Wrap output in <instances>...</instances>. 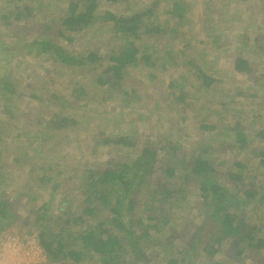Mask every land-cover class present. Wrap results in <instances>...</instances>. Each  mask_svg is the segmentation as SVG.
<instances>
[{"label": "trees", "instance_id": "1", "mask_svg": "<svg viewBox=\"0 0 264 264\" xmlns=\"http://www.w3.org/2000/svg\"><path fill=\"white\" fill-rule=\"evenodd\" d=\"M21 1L14 0L16 3L12 9H0V20L6 27L22 23L25 26L35 24L37 10L47 6L51 9L52 6L47 4L49 0H35L34 5H22ZM161 1L152 0L146 9L132 14H120L109 8L110 5H120L129 0H55L60 3L55 6L51 15L53 17L44 23V37L35 36L30 42L26 40V44L39 55L52 54L56 61L70 70L91 66L103 59L99 65L101 71L96 75L93 72L91 74L93 83L106 88L105 97L98 106L116 100L125 108L133 109L138 105L143 107L148 102L138 86L141 80L133 77V73L148 70L151 73L148 79L157 80L152 70L161 68L166 71L169 65H178L173 62L183 54L166 41L178 33L179 29L157 25L155 18ZM170 7L166 12L182 22L185 14L188 16L190 12V7L183 0H174ZM101 8L103 10L98 12ZM92 28L97 31L106 29L111 35L110 41L118 43L110 49L104 47L107 50L104 58L100 57L99 48L90 50L86 55H74L61 46L63 40L68 45L74 44L75 35ZM248 36L245 34L244 38ZM155 39H161V51L151 45ZM260 39H264V36L257 33L254 43H260ZM263 44L264 40L259 44L262 52ZM162 58L163 62L158 65ZM233 71L238 75L252 77L255 70L248 58L238 55L234 58ZM196 80V87L206 93H210L215 84L221 81L202 69L197 71ZM87 86L80 84L72 87L71 102L67 97L65 99L55 94L50 97H45V94L43 97L38 94L29 95L33 100L27 104L29 115L25 126L38 129H25V138L28 140L25 148L33 149L36 142L46 141L40 139L41 132H73L78 128L81 122L77 116L66 115L64 111L69 105H77L83 99L84 103L80 105L91 110L87 103L91 99ZM168 87L173 89L174 83H169ZM16 88L14 82L4 80L0 87L1 100H14ZM188 97V92L179 89L173 98L175 104L181 105L183 109L182 105H187ZM235 97L250 98L252 95L244 90L238 91ZM147 107L150 111V107ZM1 112L12 116L7 105L2 106ZM14 119L12 117L10 120L13 125L11 132L13 139H18L20 131L13 124ZM241 125L240 120L235 124L237 128L231 139L232 146L241 152L247 150L256 154V166L264 168V149H250L258 138L264 142V130L253 135ZM198 129L213 131L216 127L201 124ZM180 134L177 136L178 141H147L145 144H142L139 137L132 139L123 133L99 136L98 145L117 150L132 148V155L124 159L121 155L110 153L105 162L100 166L93 163L90 167L93 169H88L84 174L77 168L82 181L78 187L72 186L71 189L76 188L79 199L63 202L64 207L61 209L64 211L58 215L54 213L50 202L37 209L36 223H44L39 225L38 237L50 264H197L202 254L206 262L222 264L214 259L224 248L228 258L240 264H264L261 253L264 251V217L251 221L247 211V206L255 203L257 206L254 209L264 214V173L251 175L245 163L219 157V152L216 153V160L210 158V149L215 147L213 151H216L213 145L198 144L201 151L196 156L192 155L184 149L180 142L183 133ZM2 138L0 146L4 142ZM55 141L54 135H50L46 143H41V147L37 144L39 151L47 155L46 158H56L54 153L60 145ZM21 154L14 155L11 170L17 169L15 162H20L18 159ZM31 162L25 161L30 174L36 171L34 161ZM1 164L0 170L6 171V165ZM228 165L238 169L236 172L225 170ZM40 168L44 174H57L55 179H52L53 175L39 177L40 190L45 191L46 184L51 186L52 192L59 188L57 180L62 175L59 165L49 167L46 164ZM67 180L73 182L74 178ZM4 183L6 179L0 172V185L4 186ZM70 185L66 188L68 191ZM30 192L25 191V197ZM191 196H196L194 201L197 203L193 211ZM62 217L67 219L61 223ZM13 219L16 220V216L12 213V205L6 200L0 202L1 228L5 230L12 227ZM245 256L251 260L250 263L245 261ZM152 257L154 263H150Z\"/></svg>", "mask_w": 264, "mask_h": 264}, {"label": "rangeland", "instance_id": "2", "mask_svg": "<svg viewBox=\"0 0 264 264\" xmlns=\"http://www.w3.org/2000/svg\"><path fill=\"white\" fill-rule=\"evenodd\" d=\"M151 1L129 0V2H122L120 5H110L109 8L116 13L132 14L135 11L146 9ZM173 1L162 0L155 19H157V25L161 27L179 29L178 33L166 40L167 43L183 52L173 62L178 65H169L170 69L168 68L166 71L161 68L152 70L158 78L153 81L148 79L151 74L148 70L133 73V77L141 80L138 86L143 91L148 102L146 105L150 107V111L146 105L143 107L138 105L133 109L125 108L116 100L98 106L101 99L105 97L106 88L93 83L91 74L93 72V75H96L101 71L99 65L102 64L103 59L91 65L92 67L86 65L80 69L70 70L56 61V57L52 54L39 55L34 49L30 50L26 40L30 42L35 36L44 37V23L53 17L51 15L54 13L55 6L60 2L49 0L47 4H52L51 9L47 6L37 10L36 22L29 26L22 23L19 26L8 28L0 20V87L4 80L14 82L17 87L16 96L13 95L14 100L12 101L1 100L0 94V105L9 106L12 115L2 113V106L0 107V138L3 137L4 140L0 146L2 153L0 164L4 163L7 168L6 171L0 170L6 179L4 186L0 185V202L4 200L9 202L12 205V213L16 216V220L13 219L12 227L5 229L6 232L3 233L13 232L18 235L35 234L38 236L39 225L44 224L43 222L36 223L38 208L44 203L50 202L53 205L54 213L58 215L59 212L64 211L61 209L64 207L63 202L79 199V192H76L77 190L74 188L78 187L82 181L78 169L82 170V174H84L88 169H93L90 168L93 163L100 166L111 154L121 155L124 159H127L128 156L131 157L132 148L117 150L98 145L99 136L103 134L109 136L114 133L115 135L123 133L132 139L139 137L142 144H145L147 141L159 142L162 140L164 142L171 139L178 141V134L183 133L181 136L183 139L180 142L183 143L184 149L192 155L201 151L197 147L198 144L213 145L216 146V151H213L215 147L210 149V158L216 160L215 156L219 154V157L224 159L231 158L242 161L247 166V170H250L251 175L264 173V168L259 169L256 166L258 162L256 154L247 150L241 152L238 148L234 149L231 142L237 128L235 124L239 120L242 122L241 127L247 128L253 135L264 130V52L259 50V44L264 39H260V43H254L257 33L264 36V0H183L190 7L188 16L185 14V23L166 12L171 8ZM35 2V0H22L20 4L34 5ZM15 3L14 0H0V9H12ZM102 10L103 8L98 12ZM46 17L48 18L44 19ZM95 28L98 29V26ZM95 28L75 35V43L72 45H68L65 40L60 44L74 55H86L90 50L99 48V55L104 58L107 51L104 47L110 49L115 43H118L110 41L111 35L106 29L97 31ZM245 34L249 36L244 38ZM160 41L161 39H155L151 44L155 45L158 51L163 49V45L159 46ZM238 55L246 57L252 62L255 70L252 77L234 73V58ZM161 56H163L162 53ZM162 62L163 58L158 62V65H161ZM167 63L169 64V62ZM103 64L105 65L106 61ZM199 69L217 80H221L215 84V88L210 90V93L200 91L196 87V75ZM171 82L174 83L173 89L168 87ZM80 84L88 85L91 99L87 103L91 110L80 105L84 103L83 99L77 105H69L64 113L77 116L81 125L73 132L58 131L51 134L41 132L39 136L42 140L46 139V141H40L43 144V142H47L50 135H54L57 140L56 144L60 145L54 153L56 158H46L47 155L44 152L41 153L42 150L39 151V146H37L39 142L34 144L33 149L25 148L28 142L25 138V129L27 131H31L32 128L33 130L38 129L29 125L25 126L26 117L29 115V105L27 104L33 100L29 95L38 94L43 97L45 94V97H50L55 94L65 99L67 97L71 102L72 87ZM90 84L91 86H89ZM179 89H183L184 93L188 92L189 94L187 105H182L185 110L174 102L173 97ZM244 90L252 97H235L238 91ZM234 100L235 102H232ZM9 103L13 105L10 106ZM56 111H58L57 108ZM12 117H15L12 122L20 131V134H17L18 139L14 138L15 140L11 132L13 130L10 121ZM184 118L186 119L182 120ZM201 124L214 125L216 129L213 131L199 130L198 127ZM41 143H39L40 147ZM262 148L264 149V142L259 138L250 147L255 151ZM21 152L23 154L18 159L20 162H15L18 165L17 169L11 170L14 155ZM217 152L219 153L216 154ZM27 160L34 161L36 166V171L33 170L34 173L30 174L29 166H25ZM42 164H47L49 167L58 164L60 172H62L61 179L57 180L60 186L53 192L49 184H46L45 191L40 190L39 177L53 175L52 179H55L57 175L54 172L44 174L40 168L43 166ZM237 169L233 165H228L225 168V170L234 172ZM244 175L247 176V173ZM71 178H74L73 182L67 180ZM69 184L71 185L68 191L66 188ZM72 186H74V190L71 189ZM27 190L31 192L25 197ZM191 199H193V203L190 201L193 211L197 206L194 201L196 196H191ZM256 206L255 203L247 206L250 220L254 222L257 217H264L262 212L254 209ZM65 219L67 218L62 217L60 222L62 223ZM154 251L156 254V250ZM225 251L226 248L221 249L214 260L222 264H240L235 259L228 258ZM261 253L264 257V251ZM201 257L202 259L199 258L197 264H212V262H206L204 254ZM150 260V263H154V257ZM245 261L250 263L251 260L245 256Z\"/></svg>", "mask_w": 264, "mask_h": 264}, {"label": "built area", "instance_id": "3", "mask_svg": "<svg viewBox=\"0 0 264 264\" xmlns=\"http://www.w3.org/2000/svg\"><path fill=\"white\" fill-rule=\"evenodd\" d=\"M0 264H50L37 235L0 237Z\"/></svg>", "mask_w": 264, "mask_h": 264}, {"label": "crops", "instance_id": "4", "mask_svg": "<svg viewBox=\"0 0 264 264\" xmlns=\"http://www.w3.org/2000/svg\"><path fill=\"white\" fill-rule=\"evenodd\" d=\"M185 23V21H183ZM212 76V75H211ZM213 77V76H212ZM3 232H6L5 230H3L0 226V237H3L5 235H15L16 233H13V232H9V233H3Z\"/></svg>", "mask_w": 264, "mask_h": 264}]
</instances>
